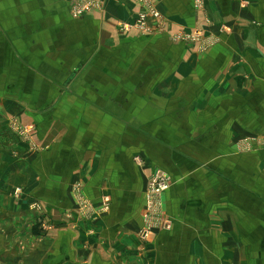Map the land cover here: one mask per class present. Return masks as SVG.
Listing matches in <instances>:
<instances>
[{
    "label": "crops",
    "instance_id": "obj_1",
    "mask_svg": "<svg viewBox=\"0 0 264 264\" xmlns=\"http://www.w3.org/2000/svg\"><path fill=\"white\" fill-rule=\"evenodd\" d=\"M99 1L0 0V264H264V0Z\"/></svg>",
    "mask_w": 264,
    "mask_h": 264
},
{
    "label": "built area",
    "instance_id": "obj_2",
    "mask_svg": "<svg viewBox=\"0 0 264 264\" xmlns=\"http://www.w3.org/2000/svg\"><path fill=\"white\" fill-rule=\"evenodd\" d=\"M71 5V13L74 17L82 16L85 13L91 12L93 10H101L102 5L99 0H68ZM142 10L138 11L136 18L130 22H119L118 29L122 32L131 30L135 28L141 32H146L148 30V23L150 20L160 21L162 15L158 12L155 6L154 0H139ZM197 6L203 5V0H196ZM178 40L185 42H198L201 38H205L199 30H194L191 32H183L176 36ZM211 38L206 37V43L203 46L204 49L213 42L210 41ZM17 133L21 137H26L32 131L30 126H17ZM147 186L145 190V211L143 214V228L139 231V236L142 239H147L151 232L156 228H168L170 226L169 219L164 216L163 209L160 208L162 193L170 186L171 181L167 173L161 170L152 171L147 177ZM16 193L20 192L17 188ZM86 205V204H83ZM31 207H38L36 203H32ZM103 210L107 209V204L103 205Z\"/></svg>",
    "mask_w": 264,
    "mask_h": 264
},
{
    "label": "rangeland",
    "instance_id": "obj_3",
    "mask_svg": "<svg viewBox=\"0 0 264 264\" xmlns=\"http://www.w3.org/2000/svg\"><path fill=\"white\" fill-rule=\"evenodd\" d=\"M208 38H211L210 41L213 42V41H212V37H209V36H208ZM205 41H206V37L200 39L199 42L201 43V46H204V45H205V43H206Z\"/></svg>",
    "mask_w": 264,
    "mask_h": 264
}]
</instances>
